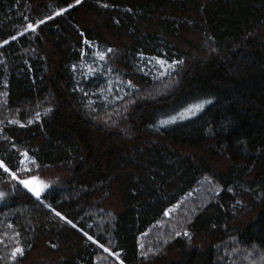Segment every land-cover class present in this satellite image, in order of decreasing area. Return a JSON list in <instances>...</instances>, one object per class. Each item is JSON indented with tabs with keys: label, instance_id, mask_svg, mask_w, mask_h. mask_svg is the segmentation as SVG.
I'll return each instance as SVG.
<instances>
[{
	"label": "trees",
	"instance_id": "1",
	"mask_svg": "<svg viewBox=\"0 0 264 264\" xmlns=\"http://www.w3.org/2000/svg\"><path fill=\"white\" fill-rule=\"evenodd\" d=\"M0 45V161L47 184L0 169V264H264V0H0Z\"/></svg>",
	"mask_w": 264,
	"mask_h": 264
},
{
	"label": "snow or ice",
	"instance_id": "2",
	"mask_svg": "<svg viewBox=\"0 0 264 264\" xmlns=\"http://www.w3.org/2000/svg\"><path fill=\"white\" fill-rule=\"evenodd\" d=\"M81 3V0H76V4H80ZM103 7H108L107 4H104L102 5ZM61 11H64L63 9ZM57 15H60V13H56ZM26 19V18H25ZM44 21L43 20H40L37 22V24H32V23H28L26 28H25V31H32V32H35L36 31V27H38L39 24H43ZM20 35H23V33H20ZM12 40H15L16 39V36H12L11 37ZM8 43V40H4L3 41V44H7ZM2 46V45H0ZM109 51H111V49H109ZM98 58L100 60H103L104 59V53H98ZM165 61L163 60H159L157 59L156 60V64L158 65H165ZM173 63H176L175 61ZM169 68L171 67V65L168 66ZM131 86V85H129ZM202 105L200 104H197V105H194L193 108H196V109H199ZM192 109H188L187 111H191ZM37 116L40 115V113H37L36 114ZM11 123V121H10ZM29 124L32 123L31 120L28 121ZM162 124L164 123H167V121H162L161 122ZM21 127H23V125H21ZM22 156H24L26 159H27V154L26 153H21ZM25 161L24 160H21L20 163L23 164ZM0 169L3 170V172L7 173L9 176H11V178L13 180H16L18 184L22 185L25 189H27V191L29 193L32 194V196H34L37 200H40L41 198V193L43 192V190L47 187V185L41 180L39 179L38 177L36 176H31L29 179H17V175L14 171H10V169L6 166L5 162L4 161H0ZM25 171H29V169H24ZM3 196V193L0 192V197ZM41 203H43V201H41ZM239 203V201H238ZM45 207H48V205H45ZM56 216H58L61 220H65V217L62 216L59 212H56L55 213ZM165 216H168L169 215V212H165L164 213ZM67 223H71V221H66ZM9 227H11V225H9ZM72 227L75 228L76 225L72 224ZM87 235V234H85ZM177 236L180 235L179 232L176 233ZM184 235L185 236H188L189 234L187 232H184ZM88 239L93 243V244H97V241L94 240L91 236H88ZM98 247H101V245H97ZM104 251L105 252H109V250L107 248H104ZM23 250L20 248V247H15L12 252H11V256L13 258H15L18 254H22ZM109 255H113V253L109 252Z\"/></svg>",
	"mask_w": 264,
	"mask_h": 264
},
{
	"label": "rangeland",
	"instance_id": "3",
	"mask_svg": "<svg viewBox=\"0 0 264 264\" xmlns=\"http://www.w3.org/2000/svg\"><path fill=\"white\" fill-rule=\"evenodd\" d=\"M152 6L154 7H164V6H167L169 4H174L175 6H178V7H183L189 0H147ZM159 69L161 71H163V74L166 73V72H169L171 67L169 68L168 66L166 65H158ZM192 110L191 111H194L196 108H191ZM197 114H194L192 116H189L187 118H184V119H181L182 121L183 120H186V119H189V118H193L195 117ZM180 120V121H181ZM40 179V178H39ZM43 181V180H42ZM44 182V181H43ZM45 183V182H44ZM46 184V183H45ZM47 185V184H46ZM47 188V187H46ZM45 188V189H46ZM45 189L43 190V192L45 191ZM1 198L0 197V202H1Z\"/></svg>",
	"mask_w": 264,
	"mask_h": 264
}]
</instances>
